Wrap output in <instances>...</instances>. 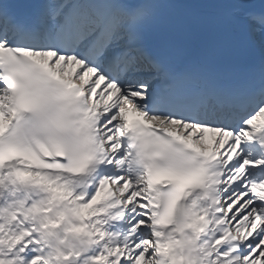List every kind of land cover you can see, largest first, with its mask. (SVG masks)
<instances>
[{
    "label": "snow or ice",
    "instance_id": "obj_1",
    "mask_svg": "<svg viewBox=\"0 0 264 264\" xmlns=\"http://www.w3.org/2000/svg\"><path fill=\"white\" fill-rule=\"evenodd\" d=\"M248 2L0 0V264H264V68L177 70L155 36Z\"/></svg>",
    "mask_w": 264,
    "mask_h": 264
},
{
    "label": "bare ground",
    "instance_id": "obj_2",
    "mask_svg": "<svg viewBox=\"0 0 264 264\" xmlns=\"http://www.w3.org/2000/svg\"><path fill=\"white\" fill-rule=\"evenodd\" d=\"M221 19L225 22H227L229 25L233 24L234 20H235V17L233 16H226L225 18L224 17H221ZM264 33V32H263ZM257 41L261 44H264V37L263 35L261 34L260 37H258Z\"/></svg>",
    "mask_w": 264,
    "mask_h": 264
}]
</instances>
